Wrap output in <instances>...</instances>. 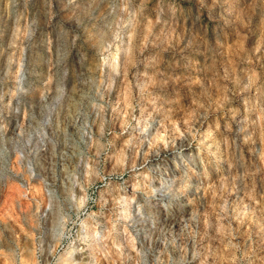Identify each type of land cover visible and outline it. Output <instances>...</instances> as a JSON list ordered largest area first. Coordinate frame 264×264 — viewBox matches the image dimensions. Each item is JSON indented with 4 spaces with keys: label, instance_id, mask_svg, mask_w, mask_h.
<instances>
[{
    "label": "clouds",
    "instance_id": "obj_1",
    "mask_svg": "<svg viewBox=\"0 0 264 264\" xmlns=\"http://www.w3.org/2000/svg\"><path fill=\"white\" fill-rule=\"evenodd\" d=\"M0 264H264V0H0Z\"/></svg>",
    "mask_w": 264,
    "mask_h": 264
}]
</instances>
